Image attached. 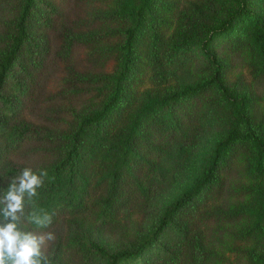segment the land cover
Wrapping results in <instances>:
<instances>
[{
    "label": "rangeland",
    "instance_id": "1",
    "mask_svg": "<svg viewBox=\"0 0 264 264\" xmlns=\"http://www.w3.org/2000/svg\"><path fill=\"white\" fill-rule=\"evenodd\" d=\"M24 4L0 0V64ZM249 6L264 15V0H249ZM234 9V0L33 1L25 20L27 39L0 88L7 98L0 100L1 121L24 130L10 164L19 170L51 169L67 154L69 136L111 99L106 115H113L108 121L102 115L100 127L91 129L96 136L83 144L99 142L96 156L105 150L112 154L117 147L110 146L123 145L134 130L136 143L159 148L147 156L158 167L147 201L124 210L112 223L62 217L48 230L55 234L45 248L48 257L58 252L60 264H105L91 244L107 252L134 246L167 205L206 175L219 139L233 131L264 139V81L256 78L264 50L254 46L247 31L237 28L235 43L228 34L209 41L220 72L218 82L205 84L214 62L200 42ZM131 28L132 49L126 54ZM32 71L36 74L30 76ZM192 88L194 95L168 105L173 126L160 132L155 124L166 111L156 103ZM243 95L249 99L246 121L237 117V100L227 97ZM248 148L239 146L232 161L217 168L221 188L208 183L175 212L173 223L146 250L145 264H264V217L258 219L254 212L264 207V163L257 164ZM238 209L248 212L230 220L228 212Z\"/></svg>",
    "mask_w": 264,
    "mask_h": 264
},
{
    "label": "trees",
    "instance_id": "2",
    "mask_svg": "<svg viewBox=\"0 0 264 264\" xmlns=\"http://www.w3.org/2000/svg\"><path fill=\"white\" fill-rule=\"evenodd\" d=\"M33 1L25 0L24 8L17 22V33L0 64V88L21 44L27 39L25 20L29 15ZM234 2L235 9L222 18L215 27L208 30L200 42L202 51L214 62V73L205 84L218 82L219 80L220 65L208 48L211 39L228 34L232 36L235 43L237 37L234 36V31L241 28L247 31L255 47L264 50V15L252 9L249 6V0H234ZM134 31L135 28L127 30L126 54L131 52ZM124 71L120 74L121 77L124 76ZM29 74L32 76L36 72L32 71ZM256 78H258V83L264 81V64ZM189 90L195 91V88L176 92L156 103L158 108L166 111V115L162 116L160 121L155 124L160 132L165 134L170 130L168 128L173 126L170 114L167 113L168 105L184 99L185 94L194 95ZM117 95L118 92L114 94V97H117ZM227 97L237 100L239 103L237 117L245 119L244 109L249 99L244 95L240 98ZM2 99L6 101L7 98H3L0 94V100ZM113 102L114 99H111L104 104L102 111L97 116L83 121L80 130L69 136L70 145L67 154L51 169L47 170L48 177L45 179L44 186L38 189L39 195L35 198L34 205L36 208L52 214V224L43 231L50 230L64 216H89L97 224L112 223L118 219L124 210L136 203L147 201L149 196L148 186L152 178L158 174V167L147 156L156 155L159 151L157 146L150 145L142 140L141 142L138 140L136 143L137 138L134 130H132L128 140L123 145L112 144L110 146L117 147L112 154H108L105 150L100 156H96V149L98 148L95 145L99 142L96 143L92 140L90 144H83L84 140H91L96 136L94 130L91 129H93V126L100 127L102 115L106 116L107 121L113 115H106ZM8 108L7 115L13 118L15 116L13 108ZM1 119L0 192L6 189L8 178L20 171L10 164L9 158L19 152L24 139V133H22L24 130L9 126L7 121L4 123ZM239 146L249 147L248 149L253 150L256 154L257 164L264 163V139L252 134L250 131L230 132L215 143L206 175L182 196L165 207L157 224L146 236L140 237L138 242L131 248L107 252L93 243L91 244V250L102 254L105 264H145L146 250L155 245L165 226L173 223L172 217L175 212L190 203L195 195L208 183L218 184L221 188V181L216 178L215 171L218 167L225 166L232 161L235 150ZM246 212L248 210H230L228 212L229 219H236ZM254 212L258 219L264 217V207ZM58 254V252H54L49 257L52 264H60Z\"/></svg>",
    "mask_w": 264,
    "mask_h": 264
},
{
    "label": "clouds",
    "instance_id": "3",
    "mask_svg": "<svg viewBox=\"0 0 264 264\" xmlns=\"http://www.w3.org/2000/svg\"><path fill=\"white\" fill-rule=\"evenodd\" d=\"M47 177L45 169L24 167L0 192V264H52L45 248L55 234L43 231L52 214L34 206Z\"/></svg>",
    "mask_w": 264,
    "mask_h": 264
}]
</instances>
